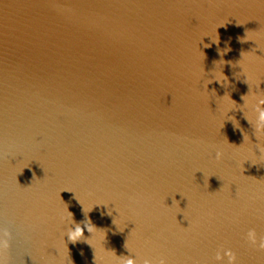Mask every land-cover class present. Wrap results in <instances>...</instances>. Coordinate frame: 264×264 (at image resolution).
<instances>
[{"label":"water","instance_id":"water-1","mask_svg":"<svg viewBox=\"0 0 264 264\" xmlns=\"http://www.w3.org/2000/svg\"><path fill=\"white\" fill-rule=\"evenodd\" d=\"M258 96L264 0H0L5 264H264Z\"/></svg>","mask_w":264,"mask_h":264},{"label":"clouds","instance_id":"clouds-1","mask_svg":"<svg viewBox=\"0 0 264 264\" xmlns=\"http://www.w3.org/2000/svg\"><path fill=\"white\" fill-rule=\"evenodd\" d=\"M219 42L218 40L216 41ZM245 97H242L244 99ZM254 112L256 114V130H264V96H258L256 99V103L254 105ZM264 154V153H262ZM222 156L221 152H217L216 158L220 159ZM178 205V202L175 201ZM68 212V217L71 221V225L73 227H68L67 231L64 233V236L67 237L68 241L75 244L80 241H88V238L85 237V228L88 233L92 235L93 229L96 227L92 224L91 220L86 219L83 222V227L81 224L75 223L73 219V214ZM13 238L12 231L7 227H0V264H5L4 254L11 247V241ZM248 241L255 246L258 250L264 251V237H257L255 230H250L247 233ZM126 248L128 249V245L126 243ZM129 250V249H128ZM114 253V252H113ZM115 254V253H114ZM116 255V254H115ZM119 264H137V259L131 256L125 257H117ZM96 260V257H95ZM236 255L231 249L221 248L216 252L215 255V264H236ZM143 264H153V261L145 259ZM159 264H166L164 260L159 261Z\"/></svg>","mask_w":264,"mask_h":264}]
</instances>
